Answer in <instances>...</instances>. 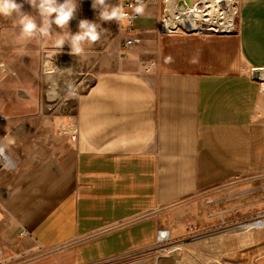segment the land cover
Here are the masks:
<instances>
[{
	"label": "crops",
	"instance_id": "1",
	"mask_svg": "<svg viewBox=\"0 0 264 264\" xmlns=\"http://www.w3.org/2000/svg\"><path fill=\"white\" fill-rule=\"evenodd\" d=\"M97 13L78 0L68 26L44 40L75 34L82 19L98 27ZM162 13L161 3L145 5L142 43L78 98V147L0 164V264L125 258L154 247L159 230L178 238L207 225L208 192L264 172V88L253 76L264 71V0H241L227 35L176 33L182 24L167 12L174 24L165 19L162 33ZM114 24L121 41L125 25ZM16 31L0 17V56Z\"/></svg>",
	"mask_w": 264,
	"mask_h": 264
},
{
	"label": "rangeland",
	"instance_id": "2",
	"mask_svg": "<svg viewBox=\"0 0 264 264\" xmlns=\"http://www.w3.org/2000/svg\"><path fill=\"white\" fill-rule=\"evenodd\" d=\"M172 1L167 0L166 12L181 22ZM107 3L113 6L112 0ZM206 7L202 0L197 1V12L205 23L213 18ZM222 9L218 4L217 13ZM97 14L100 39L85 45L82 55H71L67 43L61 50L55 46L56 40H33L20 55L15 40H3L0 148L14 161L37 163L49 154L79 146L75 122L78 98L100 74L116 69L123 59L114 21H102L99 10ZM168 15L167 23L174 24ZM233 22L232 28L236 18ZM221 31L210 30L214 35H227ZM202 203L199 211L209 217L207 225L195 221L196 230L103 264H264V228L240 227L258 222L264 214V172L227 182L208 192ZM177 245L180 247L172 249Z\"/></svg>",
	"mask_w": 264,
	"mask_h": 264
},
{
	"label": "clouds",
	"instance_id": "3",
	"mask_svg": "<svg viewBox=\"0 0 264 264\" xmlns=\"http://www.w3.org/2000/svg\"><path fill=\"white\" fill-rule=\"evenodd\" d=\"M24 2L36 11V15L24 12L23 4L17 0H0V17L14 19V27L18 30L15 32V41L19 46L20 55L25 53L31 41L50 37L54 26L59 29L68 26L78 8V0H24ZM137 5L130 6L132 7L130 13L123 6H109L107 0H92L93 9L99 10V19L105 22L115 21L119 29L124 25H130L137 15L143 14L141 0H137ZM78 27L79 31L75 34L69 31L68 37L61 34L55 41V46L62 50L67 43L71 55H82L85 45L91 46L100 39L96 22L82 19Z\"/></svg>",
	"mask_w": 264,
	"mask_h": 264
},
{
	"label": "bare ground",
	"instance_id": "4",
	"mask_svg": "<svg viewBox=\"0 0 264 264\" xmlns=\"http://www.w3.org/2000/svg\"><path fill=\"white\" fill-rule=\"evenodd\" d=\"M191 1L193 3L192 7L177 5L176 11L178 14L175 15L176 16L179 15V17L182 18L181 24L184 27V29L186 30L193 29L192 31L194 30L203 31L205 29L214 28V29H221L225 32H230L233 29L232 23L234 19V9L229 0H202V3H204L205 6L207 5L208 7L207 12L210 14L211 17H213L212 20L206 23L204 22L203 15L201 13H198L196 9L197 1L199 0H191ZM172 2L176 3L175 0ZM219 2H224V5L226 6L222 11H220L221 13L218 14L217 7ZM191 26H197L198 28H192ZM3 70H4L3 67L0 68V71ZM257 76L259 77V79H261L264 82V71L259 72ZM262 87L264 88V83ZM0 159L11 166L14 165V162H12L11 157L6 153V151H4L1 148H0ZM240 227L246 229L264 228V221H258L256 223L251 222ZM177 247H180V245L173 246L172 249H175Z\"/></svg>",
	"mask_w": 264,
	"mask_h": 264
},
{
	"label": "built area",
	"instance_id": "5",
	"mask_svg": "<svg viewBox=\"0 0 264 264\" xmlns=\"http://www.w3.org/2000/svg\"><path fill=\"white\" fill-rule=\"evenodd\" d=\"M175 1H176L177 5L182 3L183 4L182 6L188 7L185 0H175ZM229 1H230L231 5L233 6V9H234V20H235V18H237L238 8H239V4H240L241 0H229ZM166 2H167V0H165V1H163V0H141L143 8L148 3H161L162 6L164 7V14L162 13L161 19H160V23H161L160 24V30L162 33H165L163 31V24H164L165 19H166ZM218 4L220 6H222L223 8H225V6H226V5H224V2H219ZM122 6L125 8L126 11L131 13L132 7L138 6L137 0H122ZM130 6H132V7H130ZM142 15L143 14L137 15L135 17L134 21L130 25H125L124 28L122 29V31L125 35V38L123 40H121V46H120V55L122 58H125V56L129 52V50H131L135 46L140 45L142 43V40H140L136 36V32H137L136 22L138 21V19ZM210 30H211V28L205 29L203 31H197V32H186L185 30L181 29L179 32H176V33L194 34V35H203V34L214 35L212 32H210ZM215 31H216V33H219L218 31H221V30L215 29ZM234 31H235V27L230 32L221 31V33L230 34V33H233ZM170 34H175V33H170ZM259 72H261V71H258L256 73L254 72L253 76L256 77L259 80V82L261 83V85L263 86L264 82L261 79H259V77L257 76ZM0 164H1V168H5V167L13 168V166L7 164L6 162H4L1 159H0ZM259 221H264V214L260 217ZM190 230H196V227H193ZM169 240H170V233L168 231L159 230L157 232V243L167 242Z\"/></svg>",
	"mask_w": 264,
	"mask_h": 264
},
{
	"label": "water",
	"instance_id": "6",
	"mask_svg": "<svg viewBox=\"0 0 264 264\" xmlns=\"http://www.w3.org/2000/svg\"><path fill=\"white\" fill-rule=\"evenodd\" d=\"M186 4L189 6V7H192L193 3L191 0H185ZM183 4L180 3L179 6H182Z\"/></svg>",
	"mask_w": 264,
	"mask_h": 264
}]
</instances>
